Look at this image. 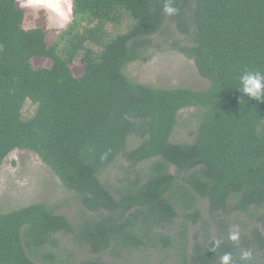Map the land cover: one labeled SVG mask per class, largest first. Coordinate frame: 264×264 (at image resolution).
Listing matches in <instances>:
<instances>
[{"label": "trees", "instance_id": "16d2710c", "mask_svg": "<svg viewBox=\"0 0 264 264\" xmlns=\"http://www.w3.org/2000/svg\"><path fill=\"white\" fill-rule=\"evenodd\" d=\"M163 3L73 0L71 23L49 44L44 26L23 27L17 0H0V164L15 149L30 150L84 208L98 213L75 236L92 253L163 251L172 244L165 227L199 197L221 228L209 241L193 243L192 264H219L224 252L240 264L244 250L259 264L264 259V101L244 96L238 87L245 70L264 73V0H175L179 11L171 17ZM126 17L132 23L115 34ZM171 23L187 37V43L172 48L194 61L209 80L207 88L153 87L124 74ZM63 40L65 48L59 46ZM86 41L100 50L85 47ZM81 49L83 73L75 76L70 65ZM34 57L51 64L34 67ZM26 100L35 111L24 119ZM187 108L202 110L195 137L171 142L178 113ZM131 135L138 143L128 150ZM119 154L131 170L152 161L144 179L136 174L115 196L99 175ZM232 214L257 224L236 244L227 239ZM72 230L44 203L0 213V264H39L29 251L36 256L45 245H55L54 234ZM185 233L176 238L183 250ZM221 236L224 244L215 255L210 241ZM181 256L186 264L185 253Z\"/></svg>", "mask_w": 264, "mask_h": 264}, {"label": "rangeland", "instance_id": "374dc122", "mask_svg": "<svg viewBox=\"0 0 264 264\" xmlns=\"http://www.w3.org/2000/svg\"><path fill=\"white\" fill-rule=\"evenodd\" d=\"M17 1L21 6V0ZM22 8L24 10L23 27L30 29L38 25L44 26L47 31V42L54 43L64 29L51 27L47 21V14L43 10ZM131 23V19L126 17L114 33L125 31ZM106 27L114 30L110 24ZM167 27L168 31L152 37L153 45L144 53V59L130 62L124 67V74L132 82L153 87H180L192 90L207 88L209 80L199 75L194 61L172 48L175 43H187V37L179 33L172 23ZM59 46L65 48L66 41H61ZM85 47L95 51L100 50V47L91 41H86ZM82 52L81 49L70 65L75 76L83 73V65L80 61ZM32 64L34 67H46L51 64V61L44 57H34ZM34 111L35 105L26 100L22 108V118L31 117ZM201 113L202 110L198 108L180 110L170 141L191 142L195 137ZM137 143V137L129 136L127 149L133 148ZM151 161L139 163L134 170H131L129 164L119 154L116 160L100 173L99 179L117 196L124 191L129 181L135 179L136 174L141 179L147 176ZM170 172L175 173V170L170 167ZM35 203L46 204L53 213L64 216L73 227L70 233L57 232L54 234L55 245H45L36 256L29 251L31 258L39 264H57L59 261L66 264H81L97 260L105 261L107 264H159L160 262L162 264H183L181 262L183 252L186 256V264H192L193 243L209 241L221 228V225L218 226L214 217L208 212L207 200L198 197L194 206L192 205L185 212L179 209L173 222L165 227L164 233L171 239L172 244L167 248H162L163 251L142 247L118 255L109 250L102 254L92 253L88 246L75 236L79 226L84 221L97 218L98 213L84 208L79 196L68 191L37 154L30 150L15 149L0 164V213ZM195 209L197 211L195 217L184 215ZM233 225H239L241 237L247 233V228L257 224L247 215L232 214L227 218L228 233L231 232ZM183 229L186 230L185 250L180 248L179 243H176V238ZM48 254L54 255L55 258L46 259L45 255ZM259 264H264L263 258Z\"/></svg>", "mask_w": 264, "mask_h": 264}, {"label": "clouds", "instance_id": "9594fccd", "mask_svg": "<svg viewBox=\"0 0 264 264\" xmlns=\"http://www.w3.org/2000/svg\"><path fill=\"white\" fill-rule=\"evenodd\" d=\"M21 6L43 10L47 14L48 24L55 29H66L73 19V0H21ZM175 0H164L163 12L169 17L178 13ZM238 90L244 96L264 101V73L260 71L245 70L239 77ZM103 158V157H102ZM227 239L234 244L239 242V225H233ZM211 251L216 255L224 244V238L214 237L211 241ZM240 264H252L253 255L250 250H244L239 256ZM219 264H236L230 252H224L219 256Z\"/></svg>", "mask_w": 264, "mask_h": 264}]
</instances>
